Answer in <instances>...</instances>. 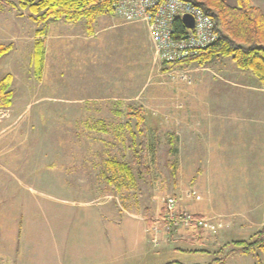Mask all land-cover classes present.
Wrapping results in <instances>:
<instances>
[{
	"label": "rangeland",
	"instance_id": "rangeland-1",
	"mask_svg": "<svg viewBox=\"0 0 264 264\" xmlns=\"http://www.w3.org/2000/svg\"><path fill=\"white\" fill-rule=\"evenodd\" d=\"M20 1L0 0V8L18 18L9 14L0 24V43L14 46L0 59V81L11 74L15 90L0 120V243L19 229L18 264H52L66 248L62 240L108 222L137 232L151 218L158 233L169 196L189 211H212L208 217L217 227L205 234L213 239L224 232L227 212L251 217L245 221L250 233L264 227V125L255 124L264 117V94L227 75L238 68L231 57L164 71L168 64L145 25L104 15L92 36L84 21L49 24L39 77L33 51L45 24L30 20ZM136 106L144 108L149 129L150 181L136 172L128 147L126 123ZM108 160L128 164L135 179L112 176ZM25 240L34 246L25 247ZM54 240L45 249V241ZM224 244L230 247L220 252L189 243L183 246L211 254L174 250L149 264L212 261L233 247Z\"/></svg>",
	"mask_w": 264,
	"mask_h": 264
},
{
	"label": "trees",
	"instance_id": "trees-1",
	"mask_svg": "<svg viewBox=\"0 0 264 264\" xmlns=\"http://www.w3.org/2000/svg\"><path fill=\"white\" fill-rule=\"evenodd\" d=\"M118 0H21L23 9L29 12L28 17L37 25L45 24L37 36L40 39L34 44L33 65L39 77L43 74L46 57L47 27L51 23L66 22L77 24L84 21L88 36L95 34L97 20L104 15H112L113 4ZM201 6L210 14L217 24L218 39L207 48L201 50L196 56L183 61L168 64L164 71L175 68L188 69L193 64L198 67L209 66L215 59L231 57L236 66L242 70L251 71L264 86V16L262 12L252 6L249 0H239L238 7H230L221 0H190ZM14 6L13 3H9ZM178 26L183 24L178 21ZM13 44L0 43V59L13 50ZM13 76L7 74L0 81V108H9L13 104L15 90L11 88ZM130 120L126 123L128 131V147L132 152V163L136 172L142 179L150 181L151 169L149 167V138L145 110L142 106L129 108ZM133 120V121H132ZM176 137H171L174 144ZM175 139V140H174ZM176 151L172 148L171 152ZM105 166L112 171V176L127 175L131 181L135 179L128 164L115 160H108ZM107 175V174H105ZM111 179V178H108ZM165 214V203L160 216ZM196 217H202L197 216ZM147 226L152 229L154 222L147 218ZM198 231V230H196ZM203 230L197 232L202 235ZM237 250H232L224 257L215 261L224 262L235 252L245 254L264 252V227L246 240L236 242ZM167 264H177L171 262ZM179 264V263H178Z\"/></svg>",
	"mask_w": 264,
	"mask_h": 264
},
{
	"label": "crops",
	"instance_id": "crops-1",
	"mask_svg": "<svg viewBox=\"0 0 264 264\" xmlns=\"http://www.w3.org/2000/svg\"><path fill=\"white\" fill-rule=\"evenodd\" d=\"M221 1H223L230 7L239 6V0ZM249 1L250 4L258 8L264 16V0ZM14 13L15 11L13 10H3L2 8H0V24L4 23V17L9 14L11 15L13 21H18V18L16 17L17 15H15ZM20 16L22 15H18V17ZM35 34L36 33H34V38ZM47 38L48 37H46V42ZM2 42L5 43V41ZM227 72H232V74L228 73L227 75L231 76L232 79L236 81L235 83L239 84L242 88L249 90L250 93L264 94V88H261L262 86H260L259 81H257V79L251 74V71L235 68L232 71ZM259 97L260 95H257L255 98L258 99ZM255 121V124L257 126L264 125V117H257ZM191 212L197 216L207 217L210 216V214H213L212 211H208V213L193 211ZM224 215V217L222 218L225 225L224 232L222 234H219V237L215 239L212 238V234H205V232L202 235H198L197 232H199V230H192L189 237H180L177 235H185L186 231H167L164 225L161 226L160 232L157 233L154 230L148 228L147 222H143L144 228L139 231L136 230L137 232L126 229H116L117 224H115L114 222L104 223L103 225L98 224L99 226L97 228H93L92 230H78L73 233L74 235H72L71 238L67 237L66 241L62 240V242L60 243V240V245H65V243H67L65 245L66 248L61 249L58 252V254L56 255V260L52 264H149L151 260L157 259L159 257H164V255L166 254L169 255L174 250L188 253L189 255L194 257H198L202 253H210L209 251L204 249L190 250L183 246L189 243L193 245L196 242L200 244H208V247L213 251L219 248L220 252H222L223 250H228L227 248L230 247V244H224V240H229V242H232L233 247H231V249L228 251L230 252L232 250H237L238 245L236 244V242L248 239L253 234L259 232L261 229L259 228L250 233L249 224L245 225V221L252 220V218H249V216L240 218L239 215L233 214L231 212H227ZM130 219L132 218L130 217ZM120 224L122 225V223ZM10 233V239L4 238L3 236L1 237V240L3 242L4 239L7 242V249L4 247L1 241L0 260L4 261L5 259H7V257L10 258L8 256V254H10V264H18L20 261L19 229L15 232L11 230ZM155 238L157 239V243H153ZM236 238L240 239L237 240ZM16 239L19 240L18 243ZM217 241L219 242V244H216ZM57 242L58 240H54L51 244L48 241H45V249L49 248L52 245H56ZM176 243L180 245L176 246ZM24 245H26L25 247H32L34 246V242H27L25 240ZM222 245H224L223 248H221ZM216 254L217 252L212 253V255ZM216 258L212 259V261L202 259L200 262L196 261L197 263L192 264H264V252L262 251H257L251 254L235 252L227 259H225V261L222 263H220L219 261H215ZM178 263L185 264L182 262H177V264Z\"/></svg>",
	"mask_w": 264,
	"mask_h": 264
},
{
	"label": "built area",
	"instance_id": "built-area-1",
	"mask_svg": "<svg viewBox=\"0 0 264 264\" xmlns=\"http://www.w3.org/2000/svg\"><path fill=\"white\" fill-rule=\"evenodd\" d=\"M113 17L146 26L156 53L166 64L196 56L215 42L219 34L214 18L190 0H118L113 4ZM193 18L190 28L183 17ZM178 21L183 28L178 26ZM4 108H0V120ZM182 199L169 196L165 200V214L160 220L167 231H214L215 221L207 216L196 217L181 205Z\"/></svg>",
	"mask_w": 264,
	"mask_h": 264
},
{
	"label": "water",
	"instance_id": "water-1",
	"mask_svg": "<svg viewBox=\"0 0 264 264\" xmlns=\"http://www.w3.org/2000/svg\"><path fill=\"white\" fill-rule=\"evenodd\" d=\"M183 22L190 28H193L194 26L193 18L189 15L183 17Z\"/></svg>",
	"mask_w": 264,
	"mask_h": 264
}]
</instances>
